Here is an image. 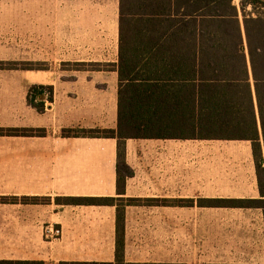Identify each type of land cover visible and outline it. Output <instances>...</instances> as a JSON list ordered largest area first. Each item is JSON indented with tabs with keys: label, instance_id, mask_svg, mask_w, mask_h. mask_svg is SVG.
I'll return each instance as SVG.
<instances>
[{
	"label": "crops",
	"instance_id": "0c3cea01",
	"mask_svg": "<svg viewBox=\"0 0 264 264\" xmlns=\"http://www.w3.org/2000/svg\"><path fill=\"white\" fill-rule=\"evenodd\" d=\"M119 2L0 0V61L38 66L0 70L17 75L16 82L6 85L16 87L21 97L16 111L0 110V127L47 131L41 136H0V196L50 199L0 203V260L114 262L116 206L55 199L122 196L116 185L115 138L59 134L69 128H116L117 72L101 65L117 62ZM86 63L99 67L85 68ZM248 72L254 89L250 66ZM31 85L53 86V101L45 102L42 113L27 104ZM125 159L133 175L126 179L123 197L146 200L125 207L126 262L264 264V236L256 259L197 260L201 249L196 247L205 243L187 240L183 225L185 219L212 218L218 212L258 210L262 219L259 208L198 204L199 199L260 198L250 141L179 132L128 138ZM190 199L192 204L181 203ZM156 220L164 225H152ZM51 228L61 234L51 235ZM187 242L193 246L190 261Z\"/></svg>",
	"mask_w": 264,
	"mask_h": 264
},
{
	"label": "trees",
	"instance_id": "16d2710c",
	"mask_svg": "<svg viewBox=\"0 0 264 264\" xmlns=\"http://www.w3.org/2000/svg\"><path fill=\"white\" fill-rule=\"evenodd\" d=\"M120 0L118 57L103 64L117 72L114 129H62V137L115 138L116 185L120 197H57L73 205H114V262L56 264H165L125 261V207L146 200L123 197L133 170L125 159L128 138L169 136L248 140L260 198L199 199V205L251 207L264 227V0ZM251 10H248V7ZM98 68L97 64H83ZM251 67L254 89L249 80ZM38 69L0 61V70ZM27 104L37 112L53 101L52 85H31ZM45 129L0 127V136H41ZM262 138L263 144L260 142ZM49 198L0 196V203H36ZM186 205L193 200L182 201ZM0 264L46 262L0 260Z\"/></svg>",
	"mask_w": 264,
	"mask_h": 264
},
{
	"label": "rangeland",
	"instance_id": "374dc122",
	"mask_svg": "<svg viewBox=\"0 0 264 264\" xmlns=\"http://www.w3.org/2000/svg\"><path fill=\"white\" fill-rule=\"evenodd\" d=\"M234 2L238 4L239 0H234ZM16 81V74L0 73V110H17L18 100L21 98L19 91L16 87L6 85ZM152 225L163 226L164 224L156 220ZM170 225L176 226L177 223ZM183 225L186 229L187 240L195 238L202 241L201 245L205 243L201 247H196L201 249L199 254L195 255L197 260L212 263L249 261L252 258L256 259L255 249L257 252L261 250L264 231L258 210H252L248 214L218 212L216 217L212 218L185 219ZM192 248L193 246L187 242V260L189 261L188 252ZM232 249H237L234 255L231 253Z\"/></svg>",
	"mask_w": 264,
	"mask_h": 264
},
{
	"label": "built area",
	"instance_id": "2783aa9c",
	"mask_svg": "<svg viewBox=\"0 0 264 264\" xmlns=\"http://www.w3.org/2000/svg\"><path fill=\"white\" fill-rule=\"evenodd\" d=\"M48 232L51 233V235L53 236H57L61 234L60 229H57V228L48 229Z\"/></svg>",
	"mask_w": 264,
	"mask_h": 264
}]
</instances>
